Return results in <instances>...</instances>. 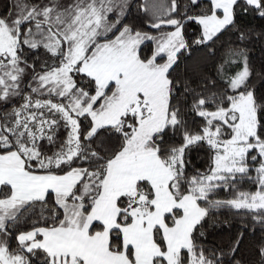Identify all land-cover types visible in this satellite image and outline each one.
Segmentation results:
<instances>
[{
  "label": "snow or ice",
  "instance_id": "snow-or-ice-1",
  "mask_svg": "<svg viewBox=\"0 0 264 264\" xmlns=\"http://www.w3.org/2000/svg\"><path fill=\"white\" fill-rule=\"evenodd\" d=\"M257 18L264 0H0V264H264Z\"/></svg>",
  "mask_w": 264,
  "mask_h": 264
},
{
  "label": "trees",
  "instance_id": "trees-1",
  "mask_svg": "<svg viewBox=\"0 0 264 264\" xmlns=\"http://www.w3.org/2000/svg\"><path fill=\"white\" fill-rule=\"evenodd\" d=\"M253 24L256 26L257 31H259L261 28H264V20H260L257 18L256 20L253 21ZM250 48H251L250 54L253 59V62L259 67L260 64L264 62V44L254 43L250 45ZM220 219L224 221L232 220L231 216L226 211H224L221 214ZM233 223L235 222L233 221ZM222 229H223V225L221 226V229L217 230V232L215 233L213 237H210V239H215L217 241L221 239H226L229 235V232L226 230H222ZM235 231H236V228L234 227L232 229V232H235ZM258 236H259V233H257V237ZM254 243H255V239L251 237L245 241L244 247L241 252V254L245 257V259H248L250 257L251 248H252V245H254Z\"/></svg>",
  "mask_w": 264,
  "mask_h": 264
}]
</instances>
